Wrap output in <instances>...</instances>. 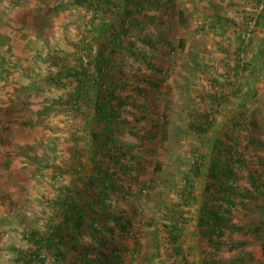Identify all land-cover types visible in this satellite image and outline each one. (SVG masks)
<instances>
[{
    "label": "rangeland",
    "instance_id": "374dc122",
    "mask_svg": "<svg viewBox=\"0 0 264 264\" xmlns=\"http://www.w3.org/2000/svg\"><path fill=\"white\" fill-rule=\"evenodd\" d=\"M82 1L0 0V264H264V197L201 222L217 156L264 184V0Z\"/></svg>",
    "mask_w": 264,
    "mask_h": 264
},
{
    "label": "trees",
    "instance_id": "16d2710c",
    "mask_svg": "<svg viewBox=\"0 0 264 264\" xmlns=\"http://www.w3.org/2000/svg\"><path fill=\"white\" fill-rule=\"evenodd\" d=\"M81 3H86L90 8H93L95 3L94 0H83ZM56 64V63H55ZM53 64V67H56L57 65ZM69 69V68H68ZM65 70V69H64ZM63 70V71H64ZM68 73L69 77L74 78V80L77 83V91L80 92V86L83 85V81L82 79L86 77V74L83 71H80V73L78 72H74L72 70H67L66 71ZM110 100L108 101H112L113 99L116 100V98H113L111 93H110ZM101 98L99 97L98 92L95 93V102L97 103L98 101H100ZM108 101H105V103H101L103 108V112H102V119L105 120L109 125H111L113 122H117L120 117L117 113L118 110V104L119 102H117V104H112V103H108ZM119 122V121H118ZM109 139V138H108ZM110 142H115L114 140L109 139ZM116 145H118V149H116V151L114 150L111 158H113V161H117L119 160V157L121 155H123V153L121 152L123 150V146L117 142ZM121 145V146H119ZM231 148L229 147L228 150H230ZM124 151V150H123ZM127 151V148H126ZM226 163L225 165H221L219 163V156L216 157V162L215 164H213L210 168V175L212 180L214 181V183L218 184L220 186V188L222 189L221 193H222V197L219 199L221 201V204L218 203L217 206H213V207H207L206 205H204V207L202 208L204 214L202 216L201 222L204 224L205 228L209 225V228H207L209 234L214 235L216 233H221L219 229H227V222L224 221L223 219V203H226V206L231 207L232 205H234V201L235 199H243V200H247V199H252V195H255L254 199H256V197H264V184L261 183V178L257 175H249V187L250 190H245L244 194H239V189L238 186L234 183H231V180L234 179L236 180V175L233 173V165H234V159L231 156V154L227 151L226 152ZM102 177L105 179H103L101 182V184H104V181H110L108 178L107 173L102 174ZM90 184H94V179L93 176L91 178L88 179ZM81 195V194H80ZM228 196V197H227ZM227 197V201L225 200ZM75 200L71 197H68L66 200H62L63 203H61V212L63 213V217L64 220L72 218V222L74 224V232H77L81 225H82V220L84 217V211L83 207H79L77 204H75L74 202ZM218 202V201H216ZM88 208H93V205L90 204L88 205ZM62 226L63 225H57L55 230H51L52 235L51 238L46 242V244H48L49 246H52L53 248H56L55 251L57 252V254H61V248H59V246L61 245V231H62ZM122 228H124V226H121ZM222 235V234H221ZM70 249L72 251H78L77 247L79 246L76 239L71 236L70 237ZM60 244V245H59ZM261 250L262 253L264 254V244L261 246ZM79 253V251L77 252ZM80 256V253H79Z\"/></svg>",
    "mask_w": 264,
    "mask_h": 264
}]
</instances>
